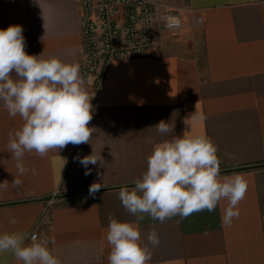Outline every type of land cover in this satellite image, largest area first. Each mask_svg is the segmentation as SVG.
Wrapping results in <instances>:
<instances>
[{"label":"crops","instance_id":"0c3cea01","mask_svg":"<svg viewBox=\"0 0 264 264\" xmlns=\"http://www.w3.org/2000/svg\"><path fill=\"white\" fill-rule=\"evenodd\" d=\"M181 9L177 30L155 26L149 51L112 61L101 83L84 75L81 5L78 0H0V30L21 25L25 51L78 63L93 95L89 143L67 145L41 158L26 153L20 175L8 150L22 118L0 101V233L45 235L60 264H108V217L135 222L119 199L147 170L155 144L184 131L207 135L217 147L220 175L243 174L249 187L239 217L224 226L227 201L215 211L139 222L142 240L155 228L150 264H264V0H170ZM15 78V77H14ZM161 120L174 133L161 135ZM94 154L104 167L79 158ZM66 161V163H65ZM103 175L101 180L97 172ZM22 183L17 187L13 181ZM93 183L104 188L89 195ZM15 219V224H10ZM0 264H22L11 252Z\"/></svg>","mask_w":264,"mask_h":264},{"label":"clouds","instance_id":"9594fccd","mask_svg":"<svg viewBox=\"0 0 264 264\" xmlns=\"http://www.w3.org/2000/svg\"><path fill=\"white\" fill-rule=\"evenodd\" d=\"M25 38L21 25H10L0 30V101L8 114L19 115L21 128L9 135L8 150L16 161L20 175L36 170L24 165L26 153L35 152L41 158L50 151L63 150L67 145L89 143L93 129V105L80 75L78 63H66L57 57L43 58L25 51ZM15 77V78H14ZM155 128L162 136L174 133V125L161 120ZM104 167L101 158L94 154L79 158L89 175V164ZM66 163V161H65ZM102 180L103 175L98 171ZM19 187L22 183L15 179ZM6 187V181L0 188ZM249 182L245 175H220L217 147L205 134L184 131L157 143L147 160V170L134 187H122L119 199L123 207L136 217L135 222H121L108 217L106 241L110 247L108 264H150L152 251L149 247L160 244L159 233L153 228L147 235V243L141 236L139 222L145 216L154 221H165L179 216L205 211H215L221 201H227L221 222L230 226L239 217V204L244 200ZM104 188L93 183L89 195ZM15 224V219H10ZM55 244L45 236L33 234L30 243L19 232L0 233V253L11 252L22 264H60L49 248Z\"/></svg>","mask_w":264,"mask_h":264},{"label":"built area","instance_id":"2783aa9c","mask_svg":"<svg viewBox=\"0 0 264 264\" xmlns=\"http://www.w3.org/2000/svg\"><path fill=\"white\" fill-rule=\"evenodd\" d=\"M84 59L81 71L104 79L112 61L149 51L158 43L155 26L177 30L182 25L181 9L170 0H78ZM186 1V0H182Z\"/></svg>","mask_w":264,"mask_h":264}]
</instances>
